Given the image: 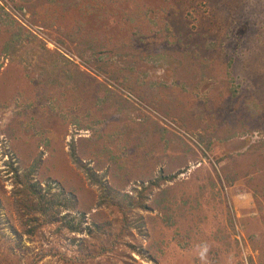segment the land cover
Masks as SVG:
<instances>
[{"label":"rangeland","instance_id":"1","mask_svg":"<svg viewBox=\"0 0 264 264\" xmlns=\"http://www.w3.org/2000/svg\"><path fill=\"white\" fill-rule=\"evenodd\" d=\"M0 202V264H264V0H0Z\"/></svg>","mask_w":264,"mask_h":264},{"label":"trees","instance_id":"2","mask_svg":"<svg viewBox=\"0 0 264 264\" xmlns=\"http://www.w3.org/2000/svg\"><path fill=\"white\" fill-rule=\"evenodd\" d=\"M163 180L165 179L160 177V179L154 183V186H159ZM25 190H27V193L31 192L32 194H34L35 197V200L33 202H28L27 200L25 202L27 208L25 216L28 219L24 224V226L26 227L24 235H26V237L31 239L37 236V233L41 227H44L45 225L48 226L62 223L66 221L68 217H70V214L61 217L63 208L59 206V200L56 197L48 199V194H42L41 189H39L36 184H26ZM64 208H66V210L73 211L75 210L76 206L71 200L67 202ZM37 215H40V217H42V219H44L45 221H41L40 218L37 217ZM70 230L74 232L77 231V229H75L73 225L70 226ZM14 232L17 234L18 238H23L21 237V234L18 233L15 229ZM44 257H46V255H44L42 258Z\"/></svg>","mask_w":264,"mask_h":264}]
</instances>
